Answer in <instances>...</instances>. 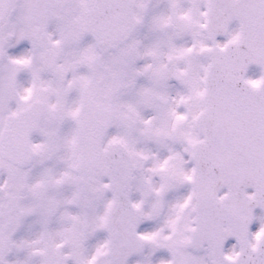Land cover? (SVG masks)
Returning <instances> with one entry per match:
<instances>
[{"label":"snow or ice","instance_id":"obj_1","mask_svg":"<svg viewBox=\"0 0 264 264\" xmlns=\"http://www.w3.org/2000/svg\"><path fill=\"white\" fill-rule=\"evenodd\" d=\"M0 264H264V0H0Z\"/></svg>","mask_w":264,"mask_h":264}]
</instances>
